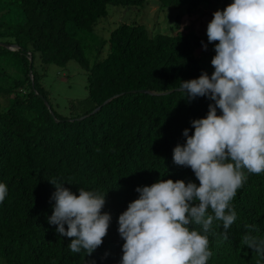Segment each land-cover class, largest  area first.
I'll return each instance as SVG.
<instances>
[{"label": "trees", "instance_id": "obj_1", "mask_svg": "<svg viewBox=\"0 0 264 264\" xmlns=\"http://www.w3.org/2000/svg\"><path fill=\"white\" fill-rule=\"evenodd\" d=\"M149 2L0 0V183L8 189L0 203V264H120L118 217L139 197L137 187L161 179L199 186L189 167L174 163L173 149L186 143L184 130L192 135L191 122L206 118L214 103L187 99L179 90L182 81L214 72L196 55L207 39L195 25L174 35L152 33L137 21L120 24L108 38L96 32L110 7ZM157 2L176 10H170L178 14L172 30L183 17H202L203 7L223 10L233 0ZM209 51L212 59L214 48ZM71 61L85 71L88 97L63 113L42 81L48 67L65 68ZM52 180L77 196L80 187L106 195L103 212L112 219L91 255L72 253L70 238L48 223L55 203ZM232 203L237 218L228 238L221 221L209 230L213 255L207 264L261 259L242 237L264 238V173L249 174Z\"/></svg>", "mask_w": 264, "mask_h": 264}, {"label": "clouds", "instance_id": "obj_2", "mask_svg": "<svg viewBox=\"0 0 264 264\" xmlns=\"http://www.w3.org/2000/svg\"><path fill=\"white\" fill-rule=\"evenodd\" d=\"M206 34L215 43L214 72L182 81L179 90L187 99L208 97L214 103L206 118L191 122L192 135L184 130L186 143L173 149L174 163L189 167L199 186L161 179L137 187L139 197L118 217L120 264H207L213 221L222 222L226 240L237 218V191L249 174L264 173V0H233L213 13ZM50 183L56 191L48 223L70 238L72 253L91 255L110 227L112 217L103 212L106 195L80 187L77 196L64 184ZM7 194L0 183V203ZM242 243L264 259V238L244 235Z\"/></svg>", "mask_w": 264, "mask_h": 264}, {"label": "rangeland", "instance_id": "obj_3", "mask_svg": "<svg viewBox=\"0 0 264 264\" xmlns=\"http://www.w3.org/2000/svg\"><path fill=\"white\" fill-rule=\"evenodd\" d=\"M156 1V2H155ZM214 1V0H212ZM110 15L107 19H103L96 28V32L104 38H108L111 31L115 30L120 24H132L136 21L145 24L148 29L154 33L160 31L161 33L177 34L178 31H184L186 26L195 25V30L199 31L200 35H204L207 39V25L213 17V13L217 10H222L220 6L215 8L203 7L202 17H183L177 28L170 29L174 24V17L178 14L172 13L173 9H162L157 0H150L145 7H110ZM176 11V10H173ZM209 15V16H206ZM1 17V16H0ZM209 17V18H208ZM215 43H209L207 50L201 48L196 52L207 67L211 70L214 68L211 65V60L208 59L209 48H214ZM40 63V62H39ZM42 81L44 88L49 92L51 103L54 107L63 113H70L77 103H81L88 97L85 89L87 78L85 71L81 69L80 65L71 61L65 68L58 66H50ZM74 107V108H75Z\"/></svg>", "mask_w": 264, "mask_h": 264}, {"label": "water", "instance_id": "obj_4", "mask_svg": "<svg viewBox=\"0 0 264 264\" xmlns=\"http://www.w3.org/2000/svg\"><path fill=\"white\" fill-rule=\"evenodd\" d=\"M0 45H3V44H0ZM3 46H5V45H3ZM6 47H8V46H6ZM30 67H32V65H31ZM47 104H48V103H47Z\"/></svg>", "mask_w": 264, "mask_h": 264}]
</instances>
